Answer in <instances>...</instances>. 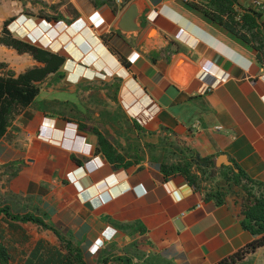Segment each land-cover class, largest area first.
<instances>
[{
	"label": "crops",
	"instance_id": "0c3cea01",
	"mask_svg": "<svg viewBox=\"0 0 264 264\" xmlns=\"http://www.w3.org/2000/svg\"><path fill=\"white\" fill-rule=\"evenodd\" d=\"M255 1L229 4L244 40L205 14L210 0H36L40 23L21 14L11 26L63 56L66 76L37 82L0 138L4 205L29 207L14 213L42 217L87 264L116 256L216 264L253 239L238 185L219 176L196 188L160 164L186 148L224 155L264 182V11ZM32 61L26 69L42 65ZM25 224L35 225L11 227L23 234ZM38 240L49 242L32 248ZM262 250L235 264L256 263Z\"/></svg>",
	"mask_w": 264,
	"mask_h": 264
},
{
	"label": "trees",
	"instance_id": "16d2710c",
	"mask_svg": "<svg viewBox=\"0 0 264 264\" xmlns=\"http://www.w3.org/2000/svg\"><path fill=\"white\" fill-rule=\"evenodd\" d=\"M237 0H210L212 11L205 9V14L214 21L222 24L225 28L240 36L244 40H249L240 33V23L233 16L235 12L229 8ZM216 10V11H214ZM227 11V20L219 17L220 13ZM244 18V15L241 16ZM11 19H5L0 33V44L14 48L19 53H28L31 57L41 63L25 71L15 74L9 71L6 75L0 76V138L5 134L7 127L11 124L18 112L28 106L39 91L37 82L43 81L50 74L53 80L62 77L64 71V57L58 53L38 47L32 43L14 37L7 25ZM247 21V20H245ZM104 154L112 160L114 151L102 137L99 138ZM177 154L175 161L164 160L160 164V169L167 174L179 173L187 181L199 187L200 174L208 171L209 175L218 173L225 181H231L238 185L242 191L241 199V220L242 227L252 236L249 242L243 247L221 259L216 264H235L243 259L246 254L255 251L258 247L264 246V182L249 177L236 163L233 167H226L225 172H221V167H216L212 157H201L190 150L177 149L172 153ZM210 194V193H207ZM217 203L222 202L221 192L213 193ZM5 223L8 227L15 222H30L43 229L51 230L57 237L58 243L51 244L44 240H38L35 246L22 259L21 264H87L79 247L57 232L56 229L47 224L44 219L34 213H14L8 205L0 206V223ZM5 228L0 230V264H13L8 247L5 244ZM111 260V259H110ZM114 261L123 264H133L132 260L126 256L113 257ZM109 258H103L98 264L108 263ZM143 264H164L159 259L148 258Z\"/></svg>",
	"mask_w": 264,
	"mask_h": 264
},
{
	"label": "rangeland",
	"instance_id": "374dc122",
	"mask_svg": "<svg viewBox=\"0 0 264 264\" xmlns=\"http://www.w3.org/2000/svg\"><path fill=\"white\" fill-rule=\"evenodd\" d=\"M19 1V2H18ZM36 0L32 1V7L25 8L24 10L21 9L20 0H0V30L3 24V21L5 19H11L8 27L10 28L11 32L15 34L16 36L20 37L21 39H27L30 43H33L38 46H42L38 42H32L33 40L31 36H19L15 33L16 29L12 27L11 25L16 21L18 17L21 16V14H24L25 17L34 18L35 23H40L41 18H43V13L41 11H36L34 4ZM34 4V5H33ZM33 31V30H32ZM1 33V32H0ZM43 47V46H42ZM10 47H6L0 44V76L6 75L9 71H12L16 74L17 70H26L27 66H31L33 63L31 56L29 54H17V53H11ZM66 72V71H65ZM64 72V76H66V73ZM51 80L53 79V75L49 76ZM177 153V152H176ZM175 152L172 153V158L177 156ZM171 155V154H170ZM222 172V171H221ZM220 174L217 173L214 175H209L208 171L204 172L203 174H200V181L199 185L201 187H213L217 184V182L220 180ZM10 198L8 195L4 192V182L2 181V184L0 185V206L7 204L6 200H9ZM12 210L14 212H24L29 207L17 203L13 204ZM18 225V224H16ZM2 228H5V244L9 249V252L12 257L13 264H21L22 259L25 257V255L28 253V251L32 248L35 241L39 238H43L49 242H52V244H57L58 239L55 238L51 232L45 231L42 228L35 227V225L32 224H25L22 228L20 226L19 229H22L24 233L22 234L17 227H8L5 223H0V230ZM25 254V255H24ZM24 257H21L23 256ZM264 250H262L260 253H258L256 263L254 264H262L264 262ZM248 262H253L252 259L248 260ZM133 264H143L140 261H133ZM106 264H123V263H117L114 260H109ZM248 264V263H247Z\"/></svg>",
	"mask_w": 264,
	"mask_h": 264
},
{
	"label": "water",
	"instance_id": "95a60500",
	"mask_svg": "<svg viewBox=\"0 0 264 264\" xmlns=\"http://www.w3.org/2000/svg\"><path fill=\"white\" fill-rule=\"evenodd\" d=\"M215 164H216V166H220L221 164H226V165L233 167L232 162L230 160H228L226 158V156H224V155L217 157Z\"/></svg>",
	"mask_w": 264,
	"mask_h": 264
},
{
	"label": "built area",
	"instance_id": "2783aa9c",
	"mask_svg": "<svg viewBox=\"0 0 264 264\" xmlns=\"http://www.w3.org/2000/svg\"><path fill=\"white\" fill-rule=\"evenodd\" d=\"M255 5L261 10L264 11V0H256ZM92 16V15H90ZM217 129L220 127H216Z\"/></svg>",
	"mask_w": 264,
	"mask_h": 264
}]
</instances>
